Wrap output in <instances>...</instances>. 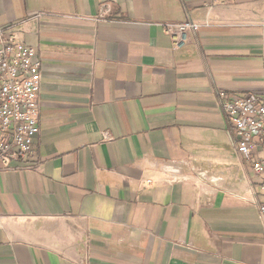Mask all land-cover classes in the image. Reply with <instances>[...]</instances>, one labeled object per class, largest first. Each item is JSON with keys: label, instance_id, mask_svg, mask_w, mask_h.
<instances>
[{"label": "crops", "instance_id": "0c3cea01", "mask_svg": "<svg viewBox=\"0 0 264 264\" xmlns=\"http://www.w3.org/2000/svg\"><path fill=\"white\" fill-rule=\"evenodd\" d=\"M207 19L174 50L164 24ZM1 27L42 91L37 166L0 172V264H264L220 104L262 87L264 0H0ZM173 162L219 182H164Z\"/></svg>", "mask_w": 264, "mask_h": 264}, {"label": "built area", "instance_id": "2783aa9c", "mask_svg": "<svg viewBox=\"0 0 264 264\" xmlns=\"http://www.w3.org/2000/svg\"><path fill=\"white\" fill-rule=\"evenodd\" d=\"M106 13H109L107 8L104 9L103 15ZM209 26V19L204 25L193 21L163 25L171 37L174 50L177 51L188 45L190 34ZM41 91V62L36 50L19 41L10 27H1L0 172L33 170L37 166L36 146L40 135ZM220 104L235 136V150L259 178V182L254 186L264 195V68L262 87L259 91L243 96L221 93ZM182 165L190 168V175L183 174ZM193 174L202 182H219L189 163L173 162L163 166L164 182L167 183L189 182ZM254 186L250 185V191L256 195ZM253 203L258 209L264 230V202H260L256 197Z\"/></svg>", "mask_w": 264, "mask_h": 264}]
</instances>
